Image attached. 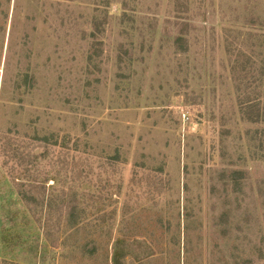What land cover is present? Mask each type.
Wrapping results in <instances>:
<instances>
[{
  "label": "rangeland",
  "instance_id": "rangeland-1",
  "mask_svg": "<svg viewBox=\"0 0 264 264\" xmlns=\"http://www.w3.org/2000/svg\"><path fill=\"white\" fill-rule=\"evenodd\" d=\"M262 60L264 0H0V264H264Z\"/></svg>",
  "mask_w": 264,
  "mask_h": 264
},
{
  "label": "trees",
  "instance_id": "trees-1",
  "mask_svg": "<svg viewBox=\"0 0 264 264\" xmlns=\"http://www.w3.org/2000/svg\"><path fill=\"white\" fill-rule=\"evenodd\" d=\"M244 55V54H243ZM250 61V59L248 60V62ZM262 61H264V60H262ZM248 62H246V63H248ZM237 64V63H236ZM242 67H243V69H242V71H247V68H246V66H245V64L243 63L242 64ZM251 106H250V108L251 109H255L256 110V112H254L255 114H256V116H252V117H249V121H256V120H259L260 119V117H261V114H260V111H259V107L257 106V105H259V104H254V103H251L250 104ZM43 140L44 141H46V142H48L49 141V139H47V138H43ZM118 252H119V250H118ZM124 256V254H122V255H115V257H114V264H122L121 263V259H122V257Z\"/></svg>",
  "mask_w": 264,
  "mask_h": 264
}]
</instances>
